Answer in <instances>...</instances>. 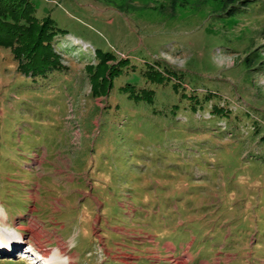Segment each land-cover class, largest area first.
<instances>
[{
  "label": "rangeland",
  "instance_id": "obj_1",
  "mask_svg": "<svg viewBox=\"0 0 264 264\" xmlns=\"http://www.w3.org/2000/svg\"><path fill=\"white\" fill-rule=\"evenodd\" d=\"M29 1L64 70L0 48V236L74 264H264V0Z\"/></svg>",
  "mask_w": 264,
  "mask_h": 264
},
{
  "label": "trees",
  "instance_id": "obj_2",
  "mask_svg": "<svg viewBox=\"0 0 264 264\" xmlns=\"http://www.w3.org/2000/svg\"><path fill=\"white\" fill-rule=\"evenodd\" d=\"M182 1L185 4H202V0ZM218 1L223 13L230 16L246 10L255 0ZM179 2L170 0L169 3L176 7ZM61 35V30L52 19H38L36 9L29 0H0V48L12 51L18 63L17 71L22 75L40 78L64 70L61 55L55 48ZM250 58L248 56L246 60ZM110 61L111 56L107 54L101 62L107 64ZM92 93H98L95 86Z\"/></svg>",
  "mask_w": 264,
  "mask_h": 264
},
{
  "label": "bare ground",
  "instance_id": "obj_3",
  "mask_svg": "<svg viewBox=\"0 0 264 264\" xmlns=\"http://www.w3.org/2000/svg\"><path fill=\"white\" fill-rule=\"evenodd\" d=\"M6 236L7 235L3 234L0 236V254L13 255L22 251L23 254L21 258H23L27 264H74L75 262L74 256L69 255L68 248L65 247L64 244H60L58 249L50 248L49 241L42 242L39 235H36L37 237L34 239L35 244H31L29 241L26 243V245L32 246L31 248L34 250V253L37 254L35 257L34 254L30 253V250H23L25 248L22 238L23 235L20 234V237L15 236L10 239H7Z\"/></svg>",
  "mask_w": 264,
  "mask_h": 264
},
{
  "label": "crops",
  "instance_id": "obj_4",
  "mask_svg": "<svg viewBox=\"0 0 264 264\" xmlns=\"http://www.w3.org/2000/svg\"><path fill=\"white\" fill-rule=\"evenodd\" d=\"M170 244L174 249H176L175 245L172 243H168ZM190 248L186 251V254L188 255V260H186L185 262H181V264H186L189 260H192L194 256H192V254L189 252ZM176 264H179L178 262Z\"/></svg>",
  "mask_w": 264,
  "mask_h": 264
}]
</instances>
